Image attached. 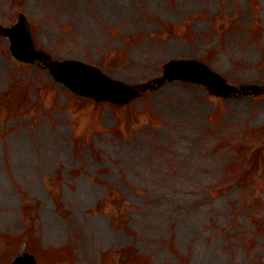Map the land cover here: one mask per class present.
<instances>
[{
    "label": "rangeland",
    "instance_id": "374dc122",
    "mask_svg": "<svg viewBox=\"0 0 264 264\" xmlns=\"http://www.w3.org/2000/svg\"><path fill=\"white\" fill-rule=\"evenodd\" d=\"M20 11L53 58L128 82L194 57L264 84V0H0V24ZM24 250L36 264H264V94L172 81L95 105L0 36V264Z\"/></svg>",
    "mask_w": 264,
    "mask_h": 264
},
{
    "label": "water",
    "instance_id": "95a60500",
    "mask_svg": "<svg viewBox=\"0 0 264 264\" xmlns=\"http://www.w3.org/2000/svg\"><path fill=\"white\" fill-rule=\"evenodd\" d=\"M4 36L9 37L10 52L13 57L22 62H34L45 58L46 67L52 76L66 85L72 92L85 98H91L95 103L108 101L122 104L139 95V91L153 89L166 80L180 79L206 86L209 92L224 97L245 93L247 89L257 93L264 90L256 84L235 86L229 84L219 73L211 70L203 62L194 58L171 59L164 64L162 75L143 83L128 84L116 80L103 73L94 65L79 60H50L36 50L30 29V23L23 13H19L18 22L11 27L0 28ZM12 264H35L33 255L23 253L15 258Z\"/></svg>",
    "mask_w": 264,
    "mask_h": 264
}]
</instances>
